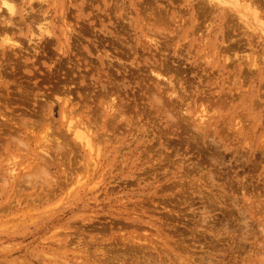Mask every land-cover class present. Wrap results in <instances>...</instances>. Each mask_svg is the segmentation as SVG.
<instances>
[{
	"label": "rangeland",
	"instance_id": "374dc122",
	"mask_svg": "<svg viewBox=\"0 0 264 264\" xmlns=\"http://www.w3.org/2000/svg\"><path fill=\"white\" fill-rule=\"evenodd\" d=\"M1 1L0 264H264V0Z\"/></svg>",
	"mask_w": 264,
	"mask_h": 264
},
{
	"label": "bare ground",
	"instance_id": "6f19581e",
	"mask_svg": "<svg viewBox=\"0 0 264 264\" xmlns=\"http://www.w3.org/2000/svg\"><path fill=\"white\" fill-rule=\"evenodd\" d=\"M39 2H42L43 0H38ZM37 1V2H38ZM210 2H212L213 3V5L212 6H214V8H218V7H221V8H227L228 6H230V7H233L234 9H236V10H238V11H241L242 9H244V6L246 7V8H252V10H253V13L257 16V14H259L258 13V7L257 6H255V4L253 3V2H251V0L249 1V3L248 4H246V0H209ZM248 1V0H247ZM250 2H251V4H250ZM255 2V1H254ZM1 4H3V5H6V7H7V12H9V16H11L14 12H15V4H14V1L13 0H2L1 1ZM44 5V4H43ZM211 5V4H210ZM210 5H207V7H209ZM263 5V4H262ZM10 6V7H9ZM243 6V7H242ZM30 7H31V10H29L28 9V7H26V8H24L25 10H24V14H22V16H25V18L27 17V18H29V17H31V16H33L34 17V15L33 14H35V13H33V9H34V6H33V4H30ZM43 7V6H42ZM206 7V6H205ZM212 8V7H211ZM213 8V9H214ZM206 9V8H205ZM37 10V9H36ZM36 10H35V12H36ZM54 10H57V8H54ZM207 10V9H206ZM39 10H37V12H38ZM215 11V10H214ZM41 14V13H40ZM39 14V15H40ZM46 15V14H45ZM43 16V14H42V16H43V18L42 17H38V19H40V18H42V19H46L47 20V18H46V16ZM0 16H3L1 13H0ZM38 16V15H37ZM12 18H14V16H11ZM1 18V17H0ZM4 18V17H3ZM35 19H36V17H35ZM32 21H33V19H31ZM31 20H29V22L31 21ZM1 22H3V19L1 18V20H0ZM36 21V20H35ZM38 21V20H37ZM36 21V22H37ZM7 24H9V21H5ZM34 22V21H33ZM39 22V24H38V27L36 28H34V29H36V31L37 30H39L40 31V33L42 32V31H45V33H47L48 31H49V28H48V25L47 24H45V21H38ZM22 23H23V21H22ZM24 24V23H23ZM34 24H36L35 22H34ZM30 25H32V23L30 22ZM5 26V25H4ZM8 26V25H7ZM23 27V26H22ZM21 28V27H20ZM34 29H33V27H31L30 28V31H31V35L33 36V37H35L34 35L36 34V35H39V33H36L35 31H34ZM43 29H45V30H43ZM149 29V28H148ZM0 30H2V28L0 29ZM3 30H5L4 28H3ZM47 31V32H46ZM2 32V31H1ZM4 33V32H3ZM8 34V33H7ZM6 34V31H5V33H4V35H7ZM45 35V34H44ZM43 35V36H44ZM5 38V40H10L11 39V37L10 36H4ZM33 37H30V39L31 38H33ZM149 37V36H148ZM36 38H38L37 36H36ZM41 38H42V36H41ZM149 40H151V42H155V46L157 45V46H159L158 44H157V41H156V37L154 38V37H150L149 38ZM153 40V41H152ZM155 40V41H154ZM139 41V40H138ZM159 41V40H158ZM153 45V44H152ZM38 46H40V45H38ZM156 46V47H157ZM236 50V49H235ZM238 52V51H237ZM154 71V70H153ZM156 74H157V76L159 77V78H162V76H164L165 74L163 73L162 74V72H158V71H156L155 72ZM163 79H165V78H163ZM169 79V78H168ZM161 80V79H160ZM166 80V79H165ZM170 80V79H169ZM168 80V81H169ZM172 80V79H171ZM163 81V80H162ZM168 81H166V82H168ZM173 81V80H172ZM170 82V81H169ZM175 82V81H174ZM172 83V82H171ZM176 83V82H175ZM170 84V83H169ZM176 86V84H174V87ZM173 87V88H174ZM178 88V87H177ZM172 90H176L175 88L174 89H172L171 88V94H172ZM179 90H180V88H179ZM169 92V91H168ZM176 92V91H175ZM112 97V96H111ZM110 97V98H111ZM67 98V97H66ZM109 98V99H110ZM114 98H115V96L112 98V99H110V100H107V102H105L104 103V112H105V114H118V113H121L120 115H121V118L122 117H124V114H125V112H121L120 110H119V112H118V109H120L121 108V106L117 109V102H115L114 101ZM159 98V97H158ZM69 101V98H67V99H65V102H68ZM65 104V103H64ZM120 104V103H119ZM121 105V104H120ZM48 106V105H47ZM122 107H123V111H124V106L122 105ZM117 112V113H116ZM101 113H102V111H101ZM100 113V114H101ZM127 114V113H126ZM125 114V115H126ZM97 115H99V114H97ZM1 116L2 117H5L6 115L5 114H3V113H1ZM112 116V115H111ZM115 115H113L112 117H114ZM118 117H119V115H117ZM202 116H205L206 117V115L204 114V115H202ZM125 117H127V115L125 116ZM7 118H8V116H7ZM95 118V117H94ZM101 118V117H100ZM9 120L8 121H10V117L8 118ZM99 119V118H98ZM119 119V118H118ZM12 120V119H11ZM93 120V119H92ZM91 119H88V121H89V123H88V121L86 122V121H81V123H82V125L81 126H79V124H77V123H75L74 121H73V117H71V120H70V124H69V126H68V131H71L75 136H78L79 138H84V140L86 141V144L87 145H91L92 144V141H93V139H94V134L95 135H98V134H100L101 136H105L106 134H105V132L103 133V132H99V125H98V127H97V125H96V127L95 126H91V124H90V122L92 121ZM95 120H96V118H95ZM100 120V119H99ZM98 120V121H99ZM102 120V119H101ZM101 120H100V122H98L97 120V122L96 123H101ZM107 120V119H106ZM114 120H116V119H114ZM14 121V120H13ZM13 121H11L12 123H14ZM93 122V121H92ZM116 122V121H115ZM127 122V121H126ZM8 123V122H7ZM108 123H109V121H108ZM112 123H114V122H112ZM9 124V123H8ZM8 124H7V127H8ZM21 124L23 125V123L21 122ZM127 124V123H126ZM6 125V124H5ZM12 125H14V124H11V126ZM17 124H15V126H16ZM19 125V124H18ZM114 125V124H113ZM10 126V125H9ZM20 126V125H19ZM110 126V125H109ZM12 127H14V126H12ZM17 127V126H16ZM21 127V126H20ZM92 127H94V129L92 128ZM18 128V127H17ZM17 128H15V129H17ZM21 128H23V126L21 127ZM20 128V129H21ZM109 128V127H108ZM19 128H18V130L16 131V132H18V133H22V130H20ZM95 129H97V130H95ZM116 129V128H115ZM106 130V129H105ZM104 131V130H103ZM97 132H99L98 134H97ZM107 133V132H106ZM100 135H98V136H100ZM102 138V137H101ZM101 138H98V139H100V141L102 140ZM58 139V138H57ZM96 139V138H95ZM104 139V138H103ZM55 140H56V138H55ZM50 141L52 144H53V142H55L54 144L56 145V146H58L60 149H62V148H64L62 151V154L64 155V151H65V147L67 146V144H65V146L63 145L62 146V143L64 144V143H66V141L64 140V142L62 141L61 142V140H56V141ZM56 142H57V144H56ZM51 143L49 144V145H51ZM53 144V145H54ZM49 145H47V146H45L44 147V151H43V162H41L42 164H43V166H45L44 167V169L46 168V166L48 165V158L49 157H51V159H52V157H54V156H51V153L53 152V150H56V154H57V152H59L57 149H59V148H57L56 147V149H55V146H52V147H54V149L52 148L51 149V146L49 147ZM70 145V144H69ZM69 147V146H68ZM67 147V148H68ZM52 151V152H51ZM61 152V151H60ZM54 154H55V151H54ZM60 154V156H62V154L61 153H59ZM58 154V155H59ZM53 155V154H52ZM47 158H46V157ZM57 158V157H56ZM50 159V158H49ZM54 163V160H53V162L52 163H49V165H51V164H53ZM57 163V162H56ZM12 171H14L15 170V167H13L12 169H11ZM12 174H13V176L15 175V173H13V172H11Z\"/></svg>",
	"mask_w": 264,
	"mask_h": 264
},
{
	"label": "clouds",
	"instance_id": "9594fccd",
	"mask_svg": "<svg viewBox=\"0 0 264 264\" xmlns=\"http://www.w3.org/2000/svg\"><path fill=\"white\" fill-rule=\"evenodd\" d=\"M10 7V6H9Z\"/></svg>",
	"mask_w": 264,
	"mask_h": 264
}]
</instances>
